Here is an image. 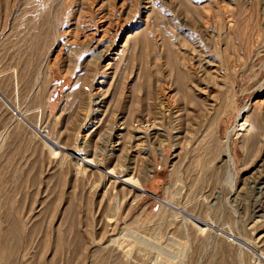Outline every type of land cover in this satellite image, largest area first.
<instances>
[{"label":"rangeland","instance_id":"374dc122","mask_svg":"<svg viewBox=\"0 0 264 264\" xmlns=\"http://www.w3.org/2000/svg\"><path fill=\"white\" fill-rule=\"evenodd\" d=\"M165 260L264 264V0H0V264Z\"/></svg>","mask_w":264,"mask_h":264},{"label":"bare ground","instance_id":"6f19581e","mask_svg":"<svg viewBox=\"0 0 264 264\" xmlns=\"http://www.w3.org/2000/svg\"><path fill=\"white\" fill-rule=\"evenodd\" d=\"M244 114H245V112L240 113V115H239V124H238L239 126H238V127H239L240 129L234 130L232 133L237 132V131H245L246 128H244V127L246 126L247 123L244 121L243 123L240 124L241 120H243L242 118L244 117ZM246 127H247V126H246ZM229 162H230V168L232 169V168H233V160H232L231 155H229ZM229 174L231 175V176H230V177H231V179H230V180H231L230 183H231V184H234L235 178H234V176H233V172H230ZM166 203H168V202H166ZM172 203H173V202H172ZM173 204H174V203H173ZM173 204L168 203V206L170 205V207H173V208H175V209H180L179 207H176L177 205L175 206V204H174V205H173ZM173 211H174V210H173ZM179 213H180V210H179L178 214H179ZM183 213H185V212H183ZM184 215H185V214H184ZM181 217H182V216H181ZM187 218H189L190 220L184 218V219L186 220V222H189V223H191V224H196V223H197V222H196L197 220L195 221V219H192L190 216L187 217ZM186 222H185V223H186ZM192 222H195V223H192ZM183 223H184V221H183ZM198 223H199V222H198ZM186 224H187V223H186ZM196 226H198V225L196 224ZM204 226H205V225H204ZM201 229H202V228H201ZM201 229H200V230H201ZM113 240L116 241L117 239H116V240L113 239ZM114 241H113V242H114ZM238 241H239V240H238ZM240 242H241V239H240ZM241 243H242V242H241ZM162 253H163V252H161V254H162ZM168 254H169V253H168ZM168 254H167V255H168ZM157 258H158V257H157ZM171 260H172V259H171ZM159 261H160V260H159ZM157 262H158V261H157ZM157 262H156V263H157ZM163 262H164V264H171L172 261H170V260H165V261H163ZM158 263H159V262H158ZM158 263H157V264H158ZM173 264H174V263H173Z\"/></svg>","mask_w":264,"mask_h":264}]
</instances>
